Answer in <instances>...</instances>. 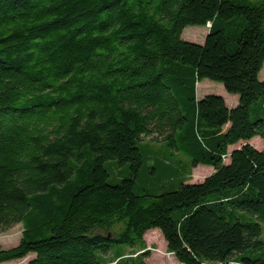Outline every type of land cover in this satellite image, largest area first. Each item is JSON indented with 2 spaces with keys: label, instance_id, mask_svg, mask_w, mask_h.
Wrapping results in <instances>:
<instances>
[{
  "label": "trees",
  "instance_id": "trees-1",
  "mask_svg": "<svg viewBox=\"0 0 264 264\" xmlns=\"http://www.w3.org/2000/svg\"><path fill=\"white\" fill-rule=\"evenodd\" d=\"M263 65L264 0H0V264H146L152 228L181 264H264Z\"/></svg>",
  "mask_w": 264,
  "mask_h": 264
},
{
  "label": "rangeland",
  "instance_id": "rangeland-1",
  "mask_svg": "<svg viewBox=\"0 0 264 264\" xmlns=\"http://www.w3.org/2000/svg\"><path fill=\"white\" fill-rule=\"evenodd\" d=\"M207 28L205 26H186L181 33V37L187 41L201 44L204 41ZM259 78H264V65L259 73ZM196 94L201 97L205 94H215L225 96L228 104H231L232 99H237V95L226 92L221 83L209 79H202L196 83ZM234 100V101H235ZM254 146H259L260 142L257 137L250 140ZM239 143L234 145L237 147ZM261 147V146H260ZM187 157V156H185ZM227 161V160H226ZM204 167V168H202ZM213 171L211 165L198 164L191 171V179L188 182H200L204 176H207ZM204 172V173H202ZM21 226L15 224L7 230H0V246H14L20 237ZM144 240L148 250V256L144 258L146 264H180L174 256L166 249V243L157 228L149 229L144 234ZM29 254L27 257L4 264H27V261L32 257Z\"/></svg>",
  "mask_w": 264,
  "mask_h": 264
},
{
  "label": "crops",
  "instance_id": "crops-1",
  "mask_svg": "<svg viewBox=\"0 0 264 264\" xmlns=\"http://www.w3.org/2000/svg\"><path fill=\"white\" fill-rule=\"evenodd\" d=\"M197 95V94H196ZM197 97H199V96H197ZM223 98H224V100H225V102L227 103V101H226V97L225 96H223ZM235 100V98H233L232 99V102H231V104H228L227 103V105L229 106V107H231L232 105H234L235 104V102H236V100ZM259 139V138H258ZM259 142H260V145L259 146H257V148H262L263 147V143H262V141L259 139ZM261 146V147H260ZM202 168H204V167H202ZM202 173H204V172H202ZM209 175V174H208ZM204 177H206V176H204ZM204 177L202 178V180L204 179ZM181 264V263H180Z\"/></svg>",
  "mask_w": 264,
  "mask_h": 264
},
{
  "label": "water",
  "instance_id": "water-1",
  "mask_svg": "<svg viewBox=\"0 0 264 264\" xmlns=\"http://www.w3.org/2000/svg\"><path fill=\"white\" fill-rule=\"evenodd\" d=\"M190 183H195V182H190ZM28 262V261H27Z\"/></svg>",
  "mask_w": 264,
  "mask_h": 264
}]
</instances>
